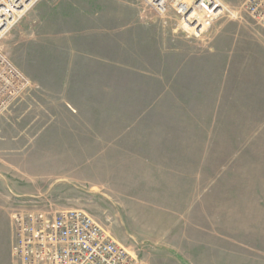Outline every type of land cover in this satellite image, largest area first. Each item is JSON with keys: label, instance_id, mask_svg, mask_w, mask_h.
<instances>
[{"label": "rangeland", "instance_id": "rangeland-1", "mask_svg": "<svg viewBox=\"0 0 264 264\" xmlns=\"http://www.w3.org/2000/svg\"><path fill=\"white\" fill-rule=\"evenodd\" d=\"M102 1L104 13L95 6ZM244 2L59 0L52 11L38 0L23 13L1 39L3 53L46 85L66 74L104 76V112H55L35 86L30 112L18 101L19 112L0 116V264H10L11 212L32 204L87 211L145 264L152 260L139 245L142 228L161 223L173 237L175 212L196 218L206 206H248L258 217H250V245L263 258L264 112L245 110L264 72V29ZM77 61L94 65L79 69ZM68 140L78 143L72 183L55 181L69 167L63 161L40 164L69 156L44 148Z\"/></svg>", "mask_w": 264, "mask_h": 264}, {"label": "crops", "instance_id": "crops-1", "mask_svg": "<svg viewBox=\"0 0 264 264\" xmlns=\"http://www.w3.org/2000/svg\"><path fill=\"white\" fill-rule=\"evenodd\" d=\"M43 1H45L47 5H52L49 7L52 11H54L59 2V0ZM105 4L107 5L108 2H98L95 6H98V8L104 13ZM74 9L77 10V8ZM86 10L87 9L83 7L80 10V13L86 14ZM49 11L50 10L47 8L45 13ZM70 11H72V8L68 10V12ZM96 14H98V12ZM102 27L104 28V25ZM109 33L110 32L107 31V35ZM104 37L105 31L102 33L101 42H99L103 48H105ZM83 46L85 45H82V47ZM76 64L79 69L85 70L94 65L87 61H77ZM99 64L100 63H98V65ZM66 67L68 66L63 64L62 68ZM258 78L259 80L257 79V84L250 89V107L245 110V112H264V72L262 73V76ZM31 82L39 89L37 94L39 95L38 99H40V101L47 103V106L49 103H54L57 107H60L59 109L56 107L55 112H104V76L95 79L94 77L85 74H80L78 77H69L66 74L55 79V86H51L48 82L47 83L50 86L48 84L46 85L42 83L41 80L37 79ZM107 90L109 95L110 84L108 85ZM31 99L32 91L30 90L29 93L25 94L19 100L20 102H24L22 112H30ZM96 101L102 102L101 108L96 109L94 103ZM19 103L14 104L7 112H19L17 109ZM243 111L244 110L241 112ZM45 112L52 111L45 110ZM2 130L3 128L0 125V134ZM30 144L31 141H26L22 143V146H29ZM18 148L21 147L18 146ZM44 148L70 150L69 156H67L68 152L66 154L67 157L54 155L55 157L40 160V164L44 166L50 164L57 165L56 162L63 161V163L60 164L69 167L68 169H65L66 172L62 173L61 177L55 173L54 177H59L55 181H65L70 183L78 181L79 159L73 157L72 153L74 148H78V143L76 141L46 142ZM49 176H51L50 173H45L46 178ZM175 213H179L180 215L178 218H175L176 224L173 237L170 235V231L165 232V226L161 225V223H152L150 230H147L144 227L139 232V234H141L139 245L143 249L149 248L151 250V264H155V258L156 261L159 262L158 264H264V256L263 258H258V260L254 258V248L250 245L255 244L249 236L250 217H252V223L255 222L258 217L256 215H250L248 206L246 207V210L243 211H240L237 205L206 206L201 209L199 208L196 218L192 217L190 211H179ZM240 232L245 233L246 235L240 236ZM9 234V259L10 264H12L10 257L11 227ZM148 235L149 239L147 238ZM146 239L149 240L147 243H145Z\"/></svg>", "mask_w": 264, "mask_h": 264}, {"label": "built area", "instance_id": "built-area-1", "mask_svg": "<svg viewBox=\"0 0 264 264\" xmlns=\"http://www.w3.org/2000/svg\"><path fill=\"white\" fill-rule=\"evenodd\" d=\"M38 0H0V41ZM243 9L264 29V0H245ZM36 85L0 49V116ZM12 264H145L87 211L56 210L50 204L10 214Z\"/></svg>", "mask_w": 264, "mask_h": 264}, {"label": "bare ground", "instance_id": "bare-ground-1", "mask_svg": "<svg viewBox=\"0 0 264 264\" xmlns=\"http://www.w3.org/2000/svg\"><path fill=\"white\" fill-rule=\"evenodd\" d=\"M179 8L181 9V11H184V6H183V5H180ZM195 11H196V10H195ZM193 15H194V12L191 11L188 15H186V16H187L186 19H187V20H188V19H191V18L193 17ZM196 25H197V21L194 22V23H192L191 28L195 29V26H196ZM202 29H203V26L200 27L199 29H197V32L201 33V32H202Z\"/></svg>", "mask_w": 264, "mask_h": 264}]
</instances>
